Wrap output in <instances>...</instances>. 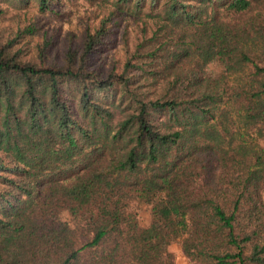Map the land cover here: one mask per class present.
<instances>
[{"label": "trees", "instance_id": "obj_1", "mask_svg": "<svg viewBox=\"0 0 264 264\" xmlns=\"http://www.w3.org/2000/svg\"><path fill=\"white\" fill-rule=\"evenodd\" d=\"M87 1L59 52L0 27V264H264V1Z\"/></svg>", "mask_w": 264, "mask_h": 264}, {"label": "rangeland", "instance_id": "obj_2", "mask_svg": "<svg viewBox=\"0 0 264 264\" xmlns=\"http://www.w3.org/2000/svg\"><path fill=\"white\" fill-rule=\"evenodd\" d=\"M27 8L24 11H16L12 8L5 9V14H0V27L33 24L38 29L34 40H43L45 35L53 36L58 52L65 49L70 39L74 45L81 43L88 26L93 27L102 16L100 9H97L87 0H60L53 5L52 11L46 14H40L34 4ZM259 11H264V2L253 1L252 11L243 14V16H235L233 19L238 23L248 22ZM94 66L105 72L108 71L110 68L109 56L105 53L96 55ZM171 251L175 256L176 264H191L177 243L171 246Z\"/></svg>", "mask_w": 264, "mask_h": 264}]
</instances>
